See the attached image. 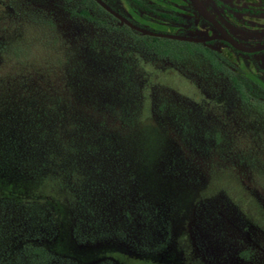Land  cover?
Returning <instances> with one entry per match:
<instances>
[{
	"label": "rangeland",
	"instance_id": "374dc122",
	"mask_svg": "<svg viewBox=\"0 0 264 264\" xmlns=\"http://www.w3.org/2000/svg\"><path fill=\"white\" fill-rule=\"evenodd\" d=\"M144 34L0 0V264H264V107Z\"/></svg>",
	"mask_w": 264,
	"mask_h": 264
},
{
	"label": "flooded vegetation",
	"instance_id": "af4514ba",
	"mask_svg": "<svg viewBox=\"0 0 264 264\" xmlns=\"http://www.w3.org/2000/svg\"><path fill=\"white\" fill-rule=\"evenodd\" d=\"M92 1L147 37L195 50L264 107V0H99L108 9Z\"/></svg>",
	"mask_w": 264,
	"mask_h": 264
},
{
	"label": "trees",
	"instance_id": "16d2710c",
	"mask_svg": "<svg viewBox=\"0 0 264 264\" xmlns=\"http://www.w3.org/2000/svg\"><path fill=\"white\" fill-rule=\"evenodd\" d=\"M93 3L96 5V6H98V4L96 3V2H94L93 1ZM99 7V6H98ZM102 11H104V9H102L101 7H99ZM105 12V11H104ZM147 108V107H146ZM144 109V108H143ZM141 110V109H140ZM146 110V112H147V114H148V109H145ZM149 115V114H148ZM149 118H150V116H149ZM129 123H130V121H128ZM131 125V124H130ZM121 130H125V126H121ZM129 130H131V127L129 126ZM125 133V132H124ZM108 139V138H107ZM109 141V140H108ZM4 182V180H2V183ZM2 198L4 199V200H9V201H15V200H13L12 198H11V195H9L8 193L7 194H5V195H3L2 196ZM27 246H29L30 248H31V246L32 245H30V244H27ZM32 249V248H31ZM40 250V251H39ZM44 250L43 249H34V252L38 255V254H40L41 255V253L43 252Z\"/></svg>",
	"mask_w": 264,
	"mask_h": 264
},
{
	"label": "water",
	"instance_id": "95a60500",
	"mask_svg": "<svg viewBox=\"0 0 264 264\" xmlns=\"http://www.w3.org/2000/svg\"><path fill=\"white\" fill-rule=\"evenodd\" d=\"M99 1V0H98ZM100 2V1H99ZM102 4V2H100ZM104 7H106L104 4H102ZM107 8V7H106ZM108 9V8H107Z\"/></svg>",
	"mask_w": 264,
	"mask_h": 264
}]
</instances>
